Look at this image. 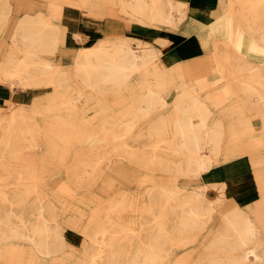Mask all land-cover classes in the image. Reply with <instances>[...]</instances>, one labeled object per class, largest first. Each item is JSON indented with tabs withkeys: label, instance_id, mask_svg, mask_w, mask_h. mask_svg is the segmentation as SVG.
I'll return each mask as SVG.
<instances>
[{
	"label": "bare ground",
	"instance_id": "1",
	"mask_svg": "<svg viewBox=\"0 0 264 264\" xmlns=\"http://www.w3.org/2000/svg\"><path fill=\"white\" fill-rule=\"evenodd\" d=\"M119 3L108 13L127 16L129 33L98 39L73 55L70 68L45 57L54 56L62 41L57 23L41 13L25 15L15 23L12 41L22 57L18 58L14 50L0 55L4 58L0 60V82L12 87L18 83L25 88L52 89L29 105L8 101L0 106V162L20 163L0 176V246L9 240H28L43 255L64 247L61 212L67 202L48 182L63 153L57 154L61 158L58 162L51 163L56 157L50 158L48 145L39 153V164L30 158L36 157L43 141H52L47 137L54 127H64L65 146L70 140L83 141L88 133L84 127L90 122L84 119L83 111L97 106L95 125L109 145H98L97 151L87 155L80 153L66 171L72 184L81 188L86 186L85 179L106 170L119 172L129 163L155 175L150 177L146 201H140L139 192L122 190L119 197L94 212L89 219L90 230L84 232L83 248L90 257L78 258L75 264H183L186 259L174 257L175 249L200 239L203 229L215 220L217 226L205 237L198 257L190 264H264V122L255 141L246 147L239 141L247 132L228 127L215 117L214 109L228 92L238 94L244 107L253 110L262 106L264 69L231 54L230 49L221 50L220 39L214 40L213 46L203 40V46L207 50L212 47V51L205 54L209 57L202 66L215 62L225 69L223 87L211 93L215 96L213 103L208 99L210 93L206 94L209 82L193 83L179 74V80H175L174 64H165L163 54L168 39L151 42L137 36L143 26L166 23L175 27L186 19L188 3ZM11 6V0H0V36L9 25ZM227 10V23L214 25L226 30V47L264 52V0H230ZM179 68L185 73L191 70L190 63ZM245 75L254 81H244ZM75 78L84 87H73L71 79ZM172 92L175 95L170 100ZM111 96L130 100L111 106ZM70 133L75 134L73 138ZM145 137L146 141L134 142ZM234 153H247L251 162L256 160L263 166L255 168L263 196L255 206L242 208L225 200L224 183L208 181L196 189L179 184L181 176L201 178L204 171ZM62 187L57 189L61 191ZM210 188L217 189L215 198L208 197ZM134 213L143 220L139 228L133 225L137 217Z\"/></svg>",
	"mask_w": 264,
	"mask_h": 264
},
{
	"label": "rangeland",
	"instance_id": "2",
	"mask_svg": "<svg viewBox=\"0 0 264 264\" xmlns=\"http://www.w3.org/2000/svg\"><path fill=\"white\" fill-rule=\"evenodd\" d=\"M230 0H228L229 2ZM229 7V6H228ZM235 8H239V5H235ZM20 12H14L11 16V22L9 24L10 30H14V23L12 20H17L20 18ZM229 11L227 10L226 15L227 20L230 18ZM114 18V28H118L119 30L116 33H122L123 32V22L126 21L125 16H115ZM185 20V19H184ZM184 20L179 21L178 25H169V24H156L152 27L143 26L146 28H161L166 27L168 29H181L182 25L184 24ZM227 21L225 22V24ZM119 25V26H118ZM214 27V25L212 26ZM221 31L223 29H220ZM215 31V30H214ZM217 31V29H216ZM133 32V31H130ZM216 33V32H215ZM0 40L5 41L3 46V49L5 48V51L8 47L11 45V37L8 34H5L4 36H0ZM151 42L153 39H148ZM207 41V40H205ZM221 41V40H220ZM158 43V42H156ZM220 48L221 50L230 49L232 50L230 53L234 55H239L241 57H244L247 61L250 60L251 64H253L255 67L262 66V69H264V61H256L255 57L256 55H259L260 53H252V51H245L235 49L233 47H226L224 39L221 41ZM210 46V45H209ZM160 47V46H159ZM163 48V47H162ZM11 49H14L16 52V56H21L22 53L17 50V47L11 46ZM4 51V53H5ZM1 52V49H0ZM222 53V52H221ZM264 53V52H262ZM164 54V53H163ZM210 55V54H209ZM202 58H194L188 59L187 61L179 60L176 63H174L173 71H176L177 78L176 81L179 80V76L182 78H188V81H191L193 83L205 80L209 82L207 84L208 91L206 94H209L208 99L212 100L215 98V96H212L211 93H214L217 87H223V84L225 82V69L218 68L215 62H208L204 67L202 66V62L204 59L208 58L205 57L206 55H203ZM1 58V57H0ZM55 59V57L53 56ZM2 61V59H1ZM70 61H66V64H68ZM190 63L191 70L190 72H184L183 69L179 68V65L181 64H188ZM261 69V68H260ZM205 70L204 73H206V70L213 73L214 77L216 79L214 80H206L207 77H201L202 71ZM244 81L253 80L254 78H251L248 75H245L242 78ZM254 81V80H253ZM77 83V81H76ZM17 84V85H16ZM13 85H10L9 83L0 82V85L3 87L9 88L10 92L13 94H30L34 96L35 94H44L52 87L50 86H40L35 87L31 89H27L21 84L16 83ZM237 86V84H236ZM264 87V86H263ZM14 89V90H13ZM210 91V92H209ZM34 94V95H33ZM175 94L170 93L168 95L169 99L171 100L174 97ZM111 96L109 105L112 106L116 105V107L126 104L129 102L130 99L128 97L125 99H119L114 98ZM219 98V97H218ZM31 99V98H30ZM240 96L237 94H234L233 92H228L226 96L224 95L221 104L215 105V117L221 118L227 126L230 128L236 129L237 131L244 133V136L240 138L239 141L242 145L248 147L253 143L256 139V136L261 132L262 123L264 122V104L262 106H259L256 109H249L247 107L243 106V103L240 101ZM15 104L18 103H25L21 101H14ZM8 101H0V106H4L7 104ZM30 103V102H29ZM214 103V101H213ZM264 103V102H263ZM242 105V106H241ZM98 108L88 106L84 111V119L90 120L87 126L84 127V129H87L88 133H86V138L84 140H70L67 142H70L68 144L63 145L65 142H63L62 138L64 137V133L62 129L64 127H54L51 130L50 136L46 137L49 139L51 138L52 141L48 143L50 145L49 152L50 157H56L50 160L58 162L59 159H61L57 154L63 153L62 160L60 164L55 165L54 170L51 171L50 178L48 177L49 184L53 187L55 193L60 198L64 199L67 202V205L62 208L61 216L63 219V235L66 241V244L61 249V251H58L54 254L50 255H43L40 252H38L30 241L23 240V239H17V240H9L7 243H4L0 246V264H75L78 261V258H86L90 257V254L87 252L85 248H83L85 244V234L84 232L90 230V224L89 219L94 214L95 211L99 210L102 206H104L108 200H114L117 197H119L121 194L120 192L122 190L132 191V192H139L140 201H146L147 196L146 195V189L151 185L152 180L150 177L153 172L150 170L138 166L135 163H129L126 167H124L119 172H111L107 171L103 174H98V176L95 177H89L84 180L83 183L86 184V186H83L81 188H77L72 184V182L69 180L67 168L75 162L78 158H80V153L83 155H87L92 151H97L95 148H97L98 145H109V142L102 140V133L98 132V127L95 125L96 120L99 118L97 113ZM78 121H81V117H77ZM250 127H253L252 131H247L250 129ZM62 128V129H61ZM96 132V133H95ZM46 133V132H45ZM251 133V134H250ZM72 138L74 137V133H70ZM2 135V132L0 130V136ZM63 136V137H62ZM45 140V139H44ZM147 138H140L139 140H135V143L146 141ZM44 143V142H43ZM63 145V146H62ZM93 146V148H91ZM39 152L41 151L38 150ZM56 154V155H55ZM234 155H236L234 153ZM233 155V156H234ZM223 159V157H222ZM105 166V164L103 163ZM8 166L15 169L16 165L12 163H8ZM59 167V168H57ZM242 174H238L237 182L234 184V188H236V194L242 193V196L236 197L237 200L230 198L226 195V199H230L231 202H236L237 205H239L242 208H248L255 206L256 202L261 201L263 198L262 196V190L260 187V182L258 180L257 176V169L255 168H263L261 164H259L256 160H253L252 165L248 167ZM240 168L239 170H241ZM238 170V171H239ZM155 175V174H154ZM201 177V176H200ZM192 179V180H190ZM167 182V180H166ZM178 182L182 186H189L190 188H199L200 184L204 183L201 178L195 179V178H186L185 176H181L178 179ZM218 184V183H216ZM62 185V189L59 191L57 187ZM213 188H210L208 192L209 198H215L216 197V191L215 193H212ZM240 193V194H241ZM235 194V193H234ZM239 194V195H240ZM137 215L135 217V221L133 223L134 227L139 228L141 226V219L138 217V213H134ZM218 220L213 221V224L210 222L206 228L203 229L202 235L200 236V239L195 240L194 243H188L186 246L177 247L175 249L174 257L178 258L179 260L181 258L186 259L183 264H190L192 260H195L198 257L199 250L203 247L204 243L206 242L205 237H209V234L211 231L213 232L215 229V226H217ZM211 236V235H210ZM87 245V244H86Z\"/></svg>",
	"mask_w": 264,
	"mask_h": 264
},
{
	"label": "crops",
	"instance_id": "3",
	"mask_svg": "<svg viewBox=\"0 0 264 264\" xmlns=\"http://www.w3.org/2000/svg\"><path fill=\"white\" fill-rule=\"evenodd\" d=\"M119 1L120 0H11V7L13 11L10 15L9 21L11 22V16L14 12H20V18L25 15L37 16L41 13L49 20L57 23L61 28L59 30V37L62 41L59 43L58 49L54 53L55 59L51 55H45V57H47V59L50 58L52 62L57 64L59 62L60 65L65 68H70L73 62V55L77 54L84 48L90 47L93 43L97 42L98 39L114 36H126L129 33L127 28L129 18H127V16L124 14L113 15L108 13L109 8H118L120 6ZM183 1L188 3V11L181 29H168L166 27H142V30H138L137 33L138 37L153 39V41L165 38L168 39V43L163 46L164 58L167 60L165 64L167 65L174 64L179 60L187 61L192 57H204L203 55L212 51V47L207 50V48H205L202 44L203 40L209 41L208 45H212L216 39H220L222 41L223 39L228 38L226 30L221 31L217 29L216 31L215 27V24L218 23V25H223V23L227 21L226 18L228 15H226V13L229 6L228 0ZM115 16H125L127 18L126 21L123 22L122 33H116L119 29L116 27L114 28L113 17ZM17 20H12L14 26ZM213 25L215 26L212 27ZM6 28L7 29L2 32L1 36H4L5 34L10 35L11 45L5 51V48L3 49V46L6 45L4 44L5 41L0 40L1 57H3L8 50H14L11 49V46H14L12 41V34L14 30H10L9 25ZM247 37H249V35ZM17 57L21 58L22 55ZM1 59L4 60V58H0V60ZM255 59L259 62L264 61V53L256 55ZM66 61L70 62L66 64ZM204 72L205 70L202 71L200 76L207 77L206 80L211 81L216 79L211 70H206V73ZM71 82L73 87H84L76 78L71 79ZM31 88L35 87H29L27 89ZM49 91H51V89ZM46 93L33 94L34 96L30 94H13L10 92L9 88L5 86L2 87L0 85V101H21L25 103L18 104L29 105L35 98L43 96ZM43 142L40 147V152L48 149L47 141ZM36 152V157L33 158L31 156L30 159L32 162L39 164L40 152L38 150ZM12 162L16 166L20 165L17 161L0 162V176L7 172L8 168H10L8 163ZM25 165H28L27 161L25 162ZM250 165H252V162L247 153L236 154L231 156L229 159L220 161L208 170L204 171L201 174V180L203 182L211 181L212 183L218 184L224 183L225 195L236 201L238 197L242 196L241 192V194L239 193L240 195L236 194V188H234V185H236L234 183L237 182L238 179L237 175L242 174L245 170H247V168L244 167H248ZM240 168L242 169L239 170ZM212 193L217 194V189L213 188Z\"/></svg>",
	"mask_w": 264,
	"mask_h": 264
}]
</instances>
